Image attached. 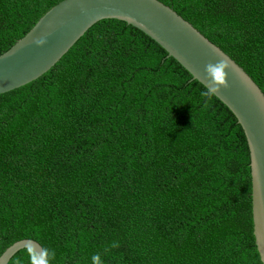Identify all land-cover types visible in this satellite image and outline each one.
<instances>
[{"label":"trees","instance_id":"16d2710c","mask_svg":"<svg viewBox=\"0 0 264 264\" xmlns=\"http://www.w3.org/2000/svg\"><path fill=\"white\" fill-rule=\"evenodd\" d=\"M62 1L0 0V55ZM158 1L264 93V0ZM191 78L141 31L103 20L0 95V256L33 240L44 264H262L244 133Z\"/></svg>","mask_w":264,"mask_h":264},{"label":"water","instance_id":"95a60500","mask_svg":"<svg viewBox=\"0 0 264 264\" xmlns=\"http://www.w3.org/2000/svg\"><path fill=\"white\" fill-rule=\"evenodd\" d=\"M103 20L122 21L144 33L236 118L249 150L253 236L264 264V93L234 60L170 7L158 0H63L0 55V95L40 78ZM220 61L223 71L213 80L208 66ZM23 249L34 253V264L45 263L39 243L21 240L1 254L0 264H8Z\"/></svg>","mask_w":264,"mask_h":264},{"label":"clouds","instance_id":"9594fccd","mask_svg":"<svg viewBox=\"0 0 264 264\" xmlns=\"http://www.w3.org/2000/svg\"><path fill=\"white\" fill-rule=\"evenodd\" d=\"M223 67H224V62L223 61H220V62H218L215 65L210 64L208 66V71H209L210 77L213 80H215L217 72L223 71ZM208 95H211V92L210 91L208 92ZM95 259H96V257H93V260H95Z\"/></svg>","mask_w":264,"mask_h":264}]
</instances>
